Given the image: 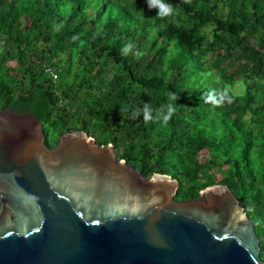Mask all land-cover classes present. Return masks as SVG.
I'll return each mask as SVG.
<instances>
[{
  "label": "trees",
  "instance_id": "trees-1",
  "mask_svg": "<svg viewBox=\"0 0 264 264\" xmlns=\"http://www.w3.org/2000/svg\"><path fill=\"white\" fill-rule=\"evenodd\" d=\"M161 3L172 13L147 0H0V110L32 112L50 146L78 130L112 143L146 177L177 179V199L228 185L264 258V0ZM226 88L232 103L208 101Z\"/></svg>",
  "mask_w": 264,
  "mask_h": 264
},
{
  "label": "water",
  "instance_id": "water-1",
  "mask_svg": "<svg viewBox=\"0 0 264 264\" xmlns=\"http://www.w3.org/2000/svg\"><path fill=\"white\" fill-rule=\"evenodd\" d=\"M85 131L50 146L32 112L0 110V264H264L225 184L177 199Z\"/></svg>",
  "mask_w": 264,
  "mask_h": 264
},
{
  "label": "clouds",
  "instance_id": "clouds-1",
  "mask_svg": "<svg viewBox=\"0 0 264 264\" xmlns=\"http://www.w3.org/2000/svg\"><path fill=\"white\" fill-rule=\"evenodd\" d=\"M185 2L190 3V0H185ZM147 3H148L149 8H152L155 5H159L160 6V12L158 13V15H160L162 17L165 16V15L171 14L172 11H173L171 6L163 5L161 3V0H147ZM131 48H132L131 44H126L120 50L121 54H125V55L128 54L131 51ZM228 91H229V89L226 88L224 90V92L222 94H220L219 100H216L215 96L212 93H208L206 95L208 97V101H213L216 106H220L225 100H227L228 103H232L233 102L234 98L232 96L228 95ZM168 118H170V115H169V117H165L166 120ZM148 119H149V117L146 114L145 120H148Z\"/></svg>",
  "mask_w": 264,
  "mask_h": 264
},
{
  "label": "flooded vegetation",
  "instance_id": "flooded-vegetation-1",
  "mask_svg": "<svg viewBox=\"0 0 264 264\" xmlns=\"http://www.w3.org/2000/svg\"><path fill=\"white\" fill-rule=\"evenodd\" d=\"M0 210H1V205H0Z\"/></svg>",
  "mask_w": 264,
  "mask_h": 264
},
{
  "label": "rangeland",
  "instance_id": "rangeland-1",
  "mask_svg": "<svg viewBox=\"0 0 264 264\" xmlns=\"http://www.w3.org/2000/svg\"><path fill=\"white\" fill-rule=\"evenodd\" d=\"M240 90V89H239Z\"/></svg>",
  "mask_w": 264,
  "mask_h": 264
}]
</instances>
